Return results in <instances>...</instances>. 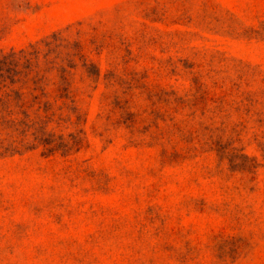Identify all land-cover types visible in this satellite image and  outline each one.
Instances as JSON below:
<instances>
[{
  "label": "rangeland",
  "instance_id": "obj_1",
  "mask_svg": "<svg viewBox=\"0 0 264 264\" xmlns=\"http://www.w3.org/2000/svg\"><path fill=\"white\" fill-rule=\"evenodd\" d=\"M0 264H264V0H0Z\"/></svg>",
  "mask_w": 264,
  "mask_h": 264
}]
</instances>
